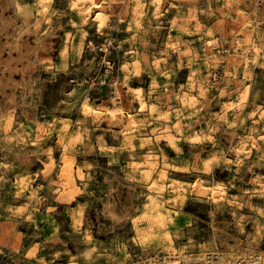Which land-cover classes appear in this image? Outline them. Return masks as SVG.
Segmentation results:
<instances>
[{"label": "clouds", "instance_id": "9594fccd", "mask_svg": "<svg viewBox=\"0 0 264 264\" xmlns=\"http://www.w3.org/2000/svg\"><path fill=\"white\" fill-rule=\"evenodd\" d=\"M5 61L0 264H264V0H0Z\"/></svg>", "mask_w": 264, "mask_h": 264}, {"label": "rangeland", "instance_id": "374dc122", "mask_svg": "<svg viewBox=\"0 0 264 264\" xmlns=\"http://www.w3.org/2000/svg\"><path fill=\"white\" fill-rule=\"evenodd\" d=\"M173 34H175V33H173ZM90 37H91V33H90ZM185 39H195V38L194 37H185ZM78 40H79V38L77 37V42H78ZM124 47H125V49H127L128 45L125 44ZM48 50H50V49L46 48L45 45L41 44V45H39L38 49H33L31 54L39 55L41 51H48ZM101 55H103V53H101ZM56 62L58 63L59 61L57 60ZM10 63H11V61H5L3 63H0V68H3L4 71L7 72V73H13V72L17 71V69H15V68L8 67V65ZM21 71H26V69H21ZM0 79H2V76H0ZM254 79H255V86H254L255 91H259L261 93V99L257 100V104H260V103L264 102V69L256 68L254 70ZM133 86H135V81H133ZM107 92H108L107 87H102L100 89V95H99V97L97 99V103L98 104L102 103L103 100H105L107 98ZM249 101H251V96L249 97ZM214 110L215 111H219L218 108H216ZM250 110H251V108H246L245 112H248ZM45 118L49 119V120L51 119L50 116L41 117L42 120L45 119ZM248 124L251 125V121H248ZM116 127H117V129H119L120 125H117ZM133 143L135 144V143H138V142L134 141ZM162 144H163V142H162ZM168 151H169V154H171L170 150H168ZM125 155H127V153H125ZM254 156H255V150H254ZM70 174L71 173H69V175ZM262 174H264V173H262ZM160 178L163 180L164 174H162ZM142 219L144 221H147L148 219H150V217L145 215ZM161 219H162V217H161ZM64 220L68 223V226L70 228L71 224H72L71 217L65 215L64 216ZM37 224L43 230V238H47V237L51 236L52 227L49 224H41L39 218L37 220ZM16 230L21 235V239H19L18 242L20 244H22L23 246H27L29 241H28V239L26 237L30 234V230L27 229L26 227H17ZM11 231H12V225H10L8 223H5L4 217L0 216V244H8V243L12 242V237L10 235ZM38 255H45V256H49L50 257L51 256V251L48 250V249H45L44 251L38 253Z\"/></svg>", "mask_w": 264, "mask_h": 264}, {"label": "bare ground", "instance_id": "6f19581e", "mask_svg": "<svg viewBox=\"0 0 264 264\" xmlns=\"http://www.w3.org/2000/svg\"><path fill=\"white\" fill-rule=\"evenodd\" d=\"M121 124H123V122H121ZM126 127V125H124Z\"/></svg>", "mask_w": 264, "mask_h": 264}]
</instances>
